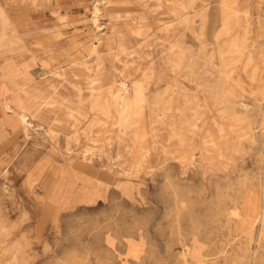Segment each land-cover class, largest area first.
<instances>
[{"label": "rangeland", "instance_id": "374dc122", "mask_svg": "<svg viewBox=\"0 0 264 264\" xmlns=\"http://www.w3.org/2000/svg\"><path fill=\"white\" fill-rule=\"evenodd\" d=\"M82 2L30 125L0 109L50 177L0 172V264H264V0Z\"/></svg>", "mask_w": 264, "mask_h": 264}, {"label": "crops", "instance_id": "0c3cea01", "mask_svg": "<svg viewBox=\"0 0 264 264\" xmlns=\"http://www.w3.org/2000/svg\"><path fill=\"white\" fill-rule=\"evenodd\" d=\"M82 1L52 0L50 5L54 6L55 9L54 13H49L46 12V0H27L26 3L28 4L24 8L21 7V9L16 6V0H0V45H3L6 40H12V42L15 40L21 41V45L16 49H0V109L5 114L12 113L15 109L19 113L32 110L31 107L35 109L36 107L33 104L34 99L42 98L46 92L36 80L47 75L48 69L50 71L52 69L57 70L63 64L72 61L76 55L73 56L68 53L69 50H76V53H78L81 49L85 36H82V39L71 38L67 40L69 42L67 48L58 47L56 43L60 40L59 35L64 37L65 35L69 37L81 35L78 28L82 23V19L78 18L79 14L76 11L85 7ZM14 10H17L16 12L19 15V18L15 20L10 17V13ZM47 18L50 22H48ZM9 30L12 32H9ZM58 31H60V34ZM38 35L42 36L41 41H33ZM49 42H51L50 45H48ZM41 45H45V47ZM32 46L43 47V50L35 53L32 50ZM92 48L91 45L87 50L92 51ZM27 54H30V59H26L25 55L27 56ZM37 62H39V68L33 70ZM8 104L13 107L12 111H8L5 108V105ZM18 116V121L23 124L19 114ZM6 127H11L15 132L18 130V122L8 117L0 122V141L5 137ZM23 141L20 140L14 143L11 146V150L9 149L8 153L0 159V172H5V174L7 173L13 177L20 176L23 179L20 182L21 189L32 190L35 187L42 189L40 186H35L32 189L27 186V176L23 171L24 167H22V171L15 168L11 169L13 164H18L19 166L23 161H26V164L29 166L35 165L42 158L40 157L34 162H30L28 161L30 155H27L29 152L27 154L24 153L22 158H18L16 156L18 152L13 149L22 148ZM1 166H3L2 169ZM27 194H32V192Z\"/></svg>", "mask_w": 264, "mask_h": 264}, {"label": "bare ground", "instance_id": "6f19581e", "mask_svg": "<svg viewBox=\"0 0 264 264\" xmlns=\"http://www.w3.org/2000/svg\"><path fill=\"white\" fill-rule=\"evenodd\" d=\"M102 4H106V0H102ZM97 11H98V9L96 8L94 12L97 13ZM5 107H6V109L8 111H12L13 110V107L10 104L5 105ZM28 107H31V106H28ZM33 111H34V108H32V110L23 111V112L20 113V116H21V119L23 121V124H29L30 125L29 119H30V117L33 116ZM41 166L42 165L39 166L38 164L35 165V167L31 170L29 181L31 183H37L38 185H40V186H42L44 188H48L49 185H50V179H49L50 177L47 176L46 172L41 168ZM16 190H17V188H16Z\"/></svg>", "mask_w": 264, "mask_h": 264}]
</instances>
